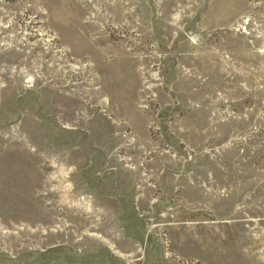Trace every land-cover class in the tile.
<instances>
[{"label": "rangeland", "instance_id": "obj_1", "mask_svg": "<svg viewBox=\"0 0 264 264\" xmlns=\"http://www.w3.org/2000/svg\"><path fill=\"white\" fill-rule=\"evenodd\" d=\"M0 264H264V0H0Z\"/></svg>", "mask_w": 264, "mask_h": 264}]
</instances>
